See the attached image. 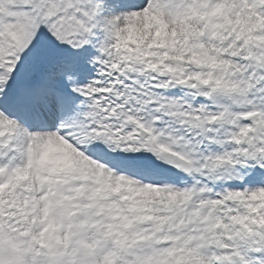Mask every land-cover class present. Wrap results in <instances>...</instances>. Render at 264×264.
Instances as JSON below:
<instances>
[{"label":"snow or ice","instance_id":"1","mask_svg":"<svg viewBox=\"0 0 264 264\" xmlns=\"http://www.w3.org/2000/svg\"><path fill=\"white\" fill-rule=\"evenodd\" d=\"M0 264H264V0H0Z\"/></svg>","mask_w":264,"mask_h":264}]
</instances>
